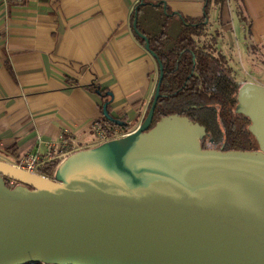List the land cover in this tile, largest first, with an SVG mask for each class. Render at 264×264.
Instances as JSON below:
<instances>
[{
    "label": "water",
    "instance_id": "95a60500",
    "mask_svg": "<svg viewBox=\"0 0 264 264\" xmlns=\"http://www.w3.org/2000/svg\"><path fill=\"white\" fill-rule=\"evenodd\" d=\"M133 27L160 69L148 115L52 178L0 159V264H264V86H240L236 107L258 150L203 149L205 127L178 114L153 127L164 68Z\"/></svg>",
    "mask_w": 264,
    "mask_h": 264
},
{
    "label": "crops",
    "instance_id": "0c3cea01",
    "mask_svg": "<svg viewBox=\"0 0 264 264\" xmlns=\"http://www.w3.org/2000/svg\"><path fill=\"white\" fill-rule=\"evenodd\" d=\"M140 1L0 4L1 160L14 165L22 156L43 153L47 143L62 140L70 141L75 152L96 147L107 98L87 89L92 84L112 94L114 117L127 118L135 125L132 131L141 125L155 95L159 67L131 24ZM162 1L184 16L204 13V0ZM237 2L252 19L250 40L264 44V0ZM226 4L211 9L215 43L233 30ZM236 15L245 22L239 11ZM241 31L245 33L244 27ZM14 146L16 152L10 149Z\"/></svg>",
    "mask_w": 264,
    "mask_h": 264
},
{
    "label": "trees",
    "instance_id": "16d2710c",
    "mask_svg": "<svg viewBox=\"0 0 264 264\" xmlns=\"http://www.w3.org/2000/svg\"><path fill=\"white\" fill-rule=\"evenodd\" d=\"M161 1L141 0L131 16L132 26L137 19L139 32L148 38L151 51L164 68L153 127L163 117L178 114L205 127L207 134L201 140L203 149L211 144L222 151L258 150L257 140L249 130L250 120L236 113L241 85L233 69L224 55L215 54L213 38L203 41L207 36L211 9L215 4L223 7L227 0H204V15L199 18L184 16L168 5L165 12L164 4L158 5ZM135 36L144 46L145 41L136 32ZM87 89L107 98L101 108L108 103V111L112 115L109 91L98 84H92ZM152 103L153 99L146 116ZM119 119L127 122L125 117ZM98 125L109 135L115 129L128 134L135 127L134 124L118 126L105 117ZM10 149L16 152V146ZM59 163L58 160L46 163L39 173L52 178Z\"/></svg>",
    "mask_w": 264,
    "mask_h": 264
},
{
    "label": "rangeland",
    "instance_id": "374dc122",
    "mask_svg": "<svg viewBox=\"0 0 264 264\" xmlns=\"http://www.w3.org/2000/svg\"><path fill=\"white\" fill-rule=\"evenodd\" d=\"M228 1V4H226V10L229 14V19L231 20L229 21V28L231 27L233 30L229 34L226 33L224 38L217 37L218 40L216 38V45L214 44L216 51L215 54H222L225 56L241 86L250 82L264 86V44L259 45L257 42L250 40L248 32L250 31L252 19L245 13V5L241 8L240 3L236 0ZM238 11L241 13L245 22L241 23L239 21L238 16L236 15V12ZM214 14L215 13L212 11L210 25L207 29V36L203 38L204 42L205 40L214 39L215 35L212 34L214 33L212 30ZM215 24V27L219 26L218 22H215ZM243 27L245 33H242V31L239 32ZM132 132L133 131L130 133Z\"/></svg>",
    "mask_w": 264,
    "mask_h": 264
},
{
    "label": "built area",
    "instance_id": "2783aa9c",
    "mask_svg": "<svg viewBox=\"0 0 264 264\" xmlns=\"http://www.w3.org/2000/svg\"><path fill=\"white\" fill-rule=\"evenodd\" d=\"M17 1L19 0H0V4L6 6L11 2ZM96 134L97 146H99L105 142L124 137L129 133L123 134L118 129H115L114 133L112 135H109L98 125L96 128ZM74 152L75 150L70 141L62 140L61 142H50L46 144V149L43 153L39 151L28 153L22 156L17 161V163L14 164V166L28 173L40 174L39 168L42 167L44 164L56 160L61 162L64 158ZM6 185L9 188H13L17 185V183L12 180H8L6 182Z\"/></svg>",
    "mask_w": 264,
    "mask_h": 264
},
{
    "label": "flooded vegetation",
    "instance_id": "af4514ba",
    "mask_svg": "<svg viewBox=\"0 0 264 264\" xmlns=\"http://www.w3.org/2000/svg\"><path fill=\"white\" fill-rule=\"evenodd\" d=\"M207 149H216L213 145L209 144Z\"/></svg>",
    "mask_w": 264,
    "mask_h": 264
}]
</instances>
